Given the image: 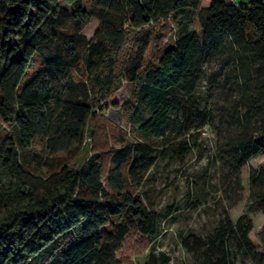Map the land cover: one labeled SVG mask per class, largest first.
<instances>
[{
    "label": "trees",
    "instance_id": "1",
    "mask_svg": "<svg viewBox=\"0 0 264 264\" xmlns=\"http://www.w3.org/2000/svg\"><path fill=\"white\" fill-rule=\"evenodd\" d=\"M218 36L245 85V123L228 142L237 166L259 159L250 178L264 210V1L0 0V264H121L131 241L147 249L138 264H171L152 246L171 211L140 188L168 147L184 154L212 122L197 83ZM125 82V129L110 123L99 143V112ZM86 135L91 153L71 165ZM179 239L198 264H236L233 250L264 247V225L225 212Z\"/></svg>",
    "mask_w": 264,
    "mask_h": 264
},
{
    "label": "rangeland",
    "instance_id": "2",
    "mask_svg": "<svg viewBox=\"0 0 264 264\" xmlns=\"http://www.w3.org/2000/svg\"><path fill=\"white\" fill-rule=\"evenodd\" d=\"M190 17L191 13H188L181 19L186 29L192 28ZM98 22V19L91 18L82 30L88 39ZM220 36L205 52L197 83L200 105L209 111L212 122L201 128L195 143L194 138L188 137L190 146L184 154L174 151L175 146L168 147L150 169L146 184L140 188L154 209L171 211L169 218L161 221V233L152 242L157 251L164 250L169 254L171 264H198L199 261L180 245L179 234L192 230L205 236L225 212L233 222L241 215H248L256 232L264 225V210L258 201L260 193L253 190L250 178V170L258 166L259 159L237 166L234 149L230 147L233 142H228L237 137L245 123L246 106L242 97L245 85L233 49L228 40ZM132 88L130 82H125L106 102V109L99 112V122L104 126L100 130L99 143L104 139L112 140L110 123L125 129L120 106L129 99ZM188 134L184 135L185 138ZM92 143V138L86 135L80 154L70 164L82 163L91 153ZM37 148H42V142H38ZM31 164L36 173L49 169L43 161L38 165L32 159ZM134 250L138 253L132 254ZM146 252L144 246L138 247L131 241L128 249L123 251L124 262L121 264H138ZM233 253L236 264H264V247H258L248 256L240 250H233Z\"/></svg>",
    "mask_w": 264,
    "mask_h": 264
},
{
    "label": "built area",
    "instance_id": "3",
    "mask_svg": "<svg viewBox=\"0 0 264 264\" xmlns=\"http://www.w3.org/2000/svg\"><path fill=\"white\" fill-rule=\"evenodd\" d=\"M230 1H232V2H233L234 0H230Z\"/></svg>",
    "mask_w": 264,
    "mask_h": 264
}]
</instances>
